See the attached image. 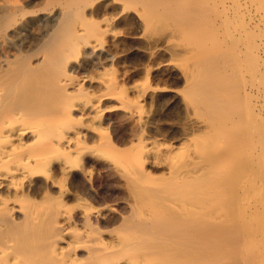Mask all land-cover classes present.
Segmentation results:
<instances>
[{
  "label": "bare ground",
  "instance_id": "1",
  "mask_svg": "<svg viewBox=\"0 0 264 264\" xmlns=\"http://www.w3.org/2000/svg\"><path fill=\"white\" fill-rule=\"evenodd\" d=\"M13 1L0 5V264H264V0ZM32 25L33 46L14 41ZM131 26L149 50L177 39L166 50L191 56L185 101L211 132L161 177L129 151L134 131L102 127L97 149L75 126L92 107L74 60ZM86 146L112 163L116 199L84 177Z\"/></svg>",
  "mask_w": 264,
  "mask_h": 264
},
{
  "label": "rangeland",
  "instance_id": "2",
  "mask_svg": "<svg viewBox=\"0 0 264 264\" xmlns=\"http://www.w3.org/2000/svg\"><path fill=\"white\" fill-rule=\"evenodd\" d=\"M6 4L14 5V1L5 3L0 0V5ZM104 25L102 24L101 27ZM137 31V28L131 26L126 33L120 36L119 41L113 40V37L109 35L106 42L100 46L95 44L98 42L93 39L94 47L87 48V55L78 61L74 60L76 69L72 75L84 89V95L88 96L89 105L92 107L88 117H84L80 109L75 111L77 119L75 126L78 129H87L95 135V141L89 144L94 145L97 149L101 147L99 144L101 135L97 131L102 127L107 128L111 134L124 139H127L131 131H134L133 133L136 134L132 136L130 144L133 148H130L129 151L135 153V149L138 148V153L151 154L156 163H145L144 167L153 177H161L167 175L169 163H177L187 155H194L198 143L206 144L211 132L207 122L202 121L188 101H185L187 88L183 68L191 66L193 60L191 56H178L179 54L166 50L170 44H180L177 39H172V41L162 38L156 49L149 50L145 40L138 39L136 36ZM43 32L44 28L32 25L23 33L25 37L23 40L17 38L14 41L20 40L33 46L34 40L38 39ZM103 40L102 37L99 44H102ZM257 40H260L259 42L264 46L262 35ZM168 41H170L169 44ZM207 45L210 46L209 42ZM98 51L103 54H114L115 58L113 60L104 59V56L97 54ZM250 52L252 55V50ZM245 77L250 81L243 88L247 87V91L250 90L252 94L251 76L248 73ZM147 87H149L148 91ZM108 91L112 95L117 92L115 96L113 95L115 98L110 96ZM118 94H121V101L116 99L119 97ZM104 95L110 97L107 103L102 102V99L105 98ZM250 99L251 103L252 101L260 103L259 98L252 100L251 96ZM129 106L132 107L129 109ZM137 109L141 111H137ZM102 117L107 119L106 124H101ZM142 121L143 125L148 122L147 129L150 131L145 129L146 133L144 132L143 137L139 138ZM157 128L159 129L156 130ZM159 130H162L163 133ZM172 132H176V135L172 136ZM86 149L90 150L89 146L83 148L88 157L85 164L87 171L84 177L89 179L88 181L99 193V197L104 198V195L109 194V191L111 192L113 189L114 182L109 173L102 168V163H112L98 157L99 155L91 151L92 149L90 151H86ZM116 194L117 192L112 191L109 196L116 199ZM109 203L113 206L116 205L114 204L116 202Z\"/></svg>",
  "mask_w": 264,
  "mask_h": 264
}]
</instances>
